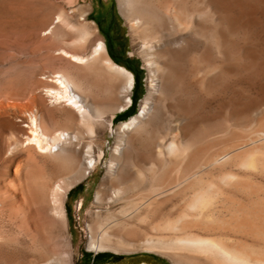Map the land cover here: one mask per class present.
<instances>
[{"label": "bare ground", "instance_id": "6f19581e", "mask_svg": "<svg viewBox=\"0 0 264 264\" xmlns=\"http://www.w3.org/2000/svg\"><path fill=\"white\" fill-rule=\"evenodd\" d=\"M67 1L69 3L70 0ZM118 1L120 6H134L135 4L136 6H141L137 11L145 18V22L147 23L145 29L143 28L145 35L144 43L150 55L147 61L150 82L147 92L142 98L140 110L127 121L123 122L119 130L124 131L125 128H130V131L132 129L140 130L146 125H155L159 121L164 120L166 116H168L167 121L169 126L173 124H180L182 126H174V132L170 135L169 140L166 138L167 141L164 140L165 136H160L157 142L154 141L155 143L148 154H138L139 152L133 155L128 154L130 151L125 152L124 150L132 147L133 136L129 140H125L121 136L119 137L112 151L104 177L110 178L111 187L108 190L104 187L100 188L96 193V199L98 202H106L109 205L110 203H121V206L118 211L108 210V214L100 219L97 227H90L91 243L89 247L94 250L104 248L119 250L120 242L116 244L113 240H121V238L127 235L134 236L135 232L134 229L132 231H127L125 228L124 230H119L116 226L146 221L154 223L155 226H162L165 229L168 228L173 231L177 229L178 236L174 239V245L177 248L180 247L182 249L183 247V250L185 248H188L187 250L189 248L199 250L197 255L196 251H192L195 255L189 254L185 256L184 260L191 264H264V256L258 252L255 246L261 241L260 243H262V247L264 248L263 111L260 113L262 114L260 115L261 119L259 118L260 122H257L259 119L256 121L258 125L255 129L250 134H247V136L240 135V139L244 137L248 138L246 141L244 138V140L242 139L239 142L238 140L229 142L230 139L227 138V143H224L225 139L221 135V128L214 131V133L219 131L220 134L218 133L213 137L207 135L205 137V135L194 133L196 131V124L227 125L228 121L231 120V123L236 125L239 120L238 114L247 115L250 110H253V113L256 114L259 111L256 108L264 104V94L261 96L257 95L258 98L255 101L253 100L252 104L242 109H239L235 105L233 108L230 107L228 109L224 99L226 89L225 78L234 72V69L231 67L232 65H230L231 63H228L229 49L226 44L225 28L228 29L236 25V23L239 24V29L249 28V30L251 26L263 25L264 0ZM53 2V0H0V36L10 37L15 35L17 37L29 38L32 33L34 34V29L39 28L38 26H42L43 28L41 36L58 34L59 26L62 23L67 25L70 22L67 20L68 15L64 13L66 9L64 11V8L59 5V1L57 2L58 5H53L57 7L56 16L50 17L51 19L48 21L49 14L52 12L51 9L54 10L52 6ZM80 8L82 11L85 10L84 7ZM258 10L262 14H258ZM84 13L82 12L81 14L83 15ZM235 14L236 16L239 14V17L237 16L239 20H237V17V19L235 18L236 20H233L232 17ZM90 22L93 23V21ZM43 25L46 27L44 28ZM70 25H67L68 28L65 30L69 29ZM88 32L93 31L90 30L87 24L80 26L75 40L76 43L82 41ZM75 41H73L74 44ZM48 46L50 45L48 44ZM45 49L46 51L48 50L47 48ZM58 51L85 69L96 71V75L101 73V70L104 68L108 70L109 75L111 73L114 74H111L110 77H117L116 80L122 79L123 84L119 85V87L122 93L121 96H123V102L115 106L114 110L123 109L129 104L131 101L130 92L134 86L133 73L125 66L114 62L110 58L106 52L105 42L102 38L97 39L91 49L84 54L71 53L62 48L58 49ZM45 54L44 57L46 56ZM239 54H237L238 57H241L242 53ZM231 55L233 56V54ZM244 55L246 56V61L254 54L245 53ZM246 63L244 64L246 65ZM244 64L243 66L245 67ZM43 76L42 78H45L46 75ZM113 77L109 78V80L113 79ZM48 79L55 82L58 87H45L43 94L52 97L53 99L51 100L55 102L54 104L64 103V105L70 106V116H68L70 119L76 115L81 122L87 123L92 115L98 117L101 113V110L93 101H89L79 92L82 85H79L72 74L61 72V74L57 73ZM176 80L181 84L180 86L177 85L178 87L175 85ZM94 85L96 84L94 83ZM192 95L194 98L191 97ZM188 97L194 100V102L192 101V108L198 109L200 107L201 109L203 107L207 110L206 114L197 115L198 112H196L197 114L194 113L196 115H187L186 111L190 106ZM212 102L214 106H212ZM0 103L2 104L3 101ZM19 105V103L17 105L16 103H10L7 106L11 110L10 114L17 116L18 112L15 110L17 106L20 108ZM24 106L21 104V107L26 110ZM31 110L28 113L30 123L24 124V126L30 125V131L39 135L32 136L33 138H31L36 143H41L39 142L41 141L39 140L40 138L44 139L47 143L46 148H48L49 154L59 157L65 164L75 160L77 150L76 148L71 149L68 146L72 144L73 140H77L76 133H72L68 129H60L53 135L47 134L39 126L42 123H38L36 111ZM192 111L194 112L195 110ZM25 117L27 119V116ZM165 123L163 124L165 125ZM88 124H90V121H88ZM91 125H87V130L91 131ZM32 126L35 128L33 129ZM169 130L170 134L171 130ZM21 131L27 133L25 128H22ZM210 132L208 133L210 134ZM159 134L161 135L162 133ZM231 135V138L239 139L237 133H232ZM151 140L149 143H152ZM28 143L34 144L35 142L31 140ZM53 145L56 147L55 149L52 148ZM87 148L84 155L86 160L83 159V176L96 167L103 153L100 152L96 158H93L90 155V147ZM171 157L174 158L173 165L176 163V168L179 169V166L181 168L177 176L175 177V174L173 176L167 175L168 173L165 174L166 176L157 175L160 165L157 161L166 162ZM126 166L128 170L125 171ZM238 168H242L243 170L240 172ZM158 174H161L160 171ZM252 176L255 182H253L254 180H250ZM68 185H72V183L70 182ZM62 187L60 183H55L50 191L51 211L60 218H64V208L57 194L63 190ZM215 209L220 212L221 216L218 215L220 217L213 222L216 216L212 218ZM250 211H259L261 214H256L253 219L247 216V212ZM20 212H18L19 215L16 217L15 225L17 226L16 230L18 233L16 235L17 241H27L33 244L36 237H34L35 235L29 229L28 215ZM93 231H95V235ZM224 235H228V237L232 235L236 239L234 238L230 241ZM246 236L247 238H251L250 242H247L248 239H244ZM0 239L4 240L3 238ZM257 239L260 240L258 243L253 241ZM165 244L167 245L168 243L165 242ZM203 251L204 254L209 253V255L207 254L208 256L200 258ZM188 252L191 251L189 250ZM199 254L200 256H198ZM50 255L52 254L50 253ZM46 256L45 259L48 258ZM50 259L42 261L38 259L39 261L37 260V262L35 261L32 264H43L44 261L49 262Z\"/></svg>", "mask_w": 264, "mask_h": 264}, {"label": "rangeland", "instance_id": "374dc122", "mask_svg": "<svg viewBox=\"0 0 264 264\" xmlns=\"http://www.w3.org/2000/svg\"><path fill=\"white\" fill-rule=\"evenodd\" d=\"M53 1L54 4L52 6L56 5L59 1L58 3L64 8V11L66 9L67 14L66 12L64 13L68 15L67 20L71 23V25L70 23L67 24L71 26L69 29L65 30L68 26L62 23L59 26L60 28H58V34L53 36H41V32L43 31L42 26H38L41 28L40 30L39 28L34 29V34L32 33L29 38L17 37L15 35H12L13 37L0 36V102L3 101L2 104H4L0 103V238L5 240L4 242V240L0 239V253L2 251L0 254V264H32L35 261L37 262L38 259L42 261L51 257L52 260H48L49 262L44 261L43 264H191L184 260L185 256L189 254L193 255L194 252L192 251H196L197 255L199 250L189 248L191 253L188 252V248H185V250H183V247L182 249L180 247L177 248L174 245V239L178 236L177 229H174L175 231L168 228L165 229L162 226H155L154 223L146 221L116 226L119 230H124L125 228L127 231H132L134 229L135 232L134 236L127 235L121 238V240H113L116 244L120 242L119 250L110 248L94 250L89 247L91 243L90 227H97V223L108 214V210L118 211L121 206V203H110L109 205L106 202H98L96 199V193L100 188L104 187L108 190L111 187L110 178L104 177L112 151L119 137L121 136L125 140H129L133 136L132 147L124 150L125 152L130 151L128 154L133 155L137 152H139L138 154H148L155 143L154 141L157 142L160 136H165L164 140L166 138L169 140L170 135L174 132V126L182 125L170 124L172 126H169L167 121L168 116H166L165 121L161 120L155 125H146L140 130L132 128V131H130V128H125L124 131L119 130L123 122L127 121L140 110L142 98L147 92L150 82V73L147 67L150 55L144 43V29L147 23L145 22V18L137 11L141 6H136V4L134 6H120L118 0H70V4L67 0ZM79 6L84 7L85 10L82 11ZM53 8L54 10L51 9V13L53 14H49L48 21L56 16L57 7L53 6ZM82 12L85 13L82 15ZM257 13L262 14L259 10ZM237 16L239 17V14ZM237 16L235 14L232 17L233 20H236ZM90 21H93V23ZM86 24L93 32H88L89 35L86 34L85 38H83L84 40L86 39L85 41L82 39L83 42L78 41L76 43L75 40L80 26ZM43 27L45 28L46 26L43 25ZM231 27L225 28V37L229 49L228 63H231L230 65H232L231 67L234 69V72L225 78L226 89L224 99L228 109L230 107L233 108L234 105L242 109L248 107L258 96L264 94V23L263 25L251 26L250 30L249 28L239 29L238 23ZM99 38H102L105 42L106 52L110 58L114 62L125 66L133 73L134 86L130 92L131 101L123 109L114 110L115 106L123 102V96H121L122 93L119 87V85L123 84L122 79L116 80L117 77L114 78L112 76L113 79L109 80V78H112L110 77L112 73L109 75L108 70L104 68L101 70V73L97 72L98 74L96 75V71L85 69L58 51V49L62 48L71 53L84 54L91 49L94 42ZM73 41H75V44ZM45 48L48 50L46 51ZM246 50L247 52H245ZM239 52L242 54L240 55ZM245 53L254 54L246 60H249L247 63L245 61ZM44 54L46 55L45 57ZM237 54L241 57H238ZM61 72L72 74L79 85H82L79 92L89 101H93L101 110L102 114L100 113L98 117L96 115L90 117L88 120L90 124H88V121L87 123L81 122L76 115L70 119L68 117L70 116V106L68 107L64 103L54 104L55 102L51 100L53 99L52 97L43 94L45 87H58L55 82L48 78H52V75H56L57 73L61 74ZM85 73L86 75H84ZM43 75H46L45 78H42L44 77ZM111 82L113 83L111 84ZM175 83L176 87L181 85L177 80ZM111 85L113 87L116 86L115 88L117 89L111 88ZM108 87H110L109 89H114L110 90V95ZM103 89L105 90L103 91ZM114 94L115 96H113ZM193 98L188 97L190 106L186 111L187 115H196V112H198L197 115L206 114L207 110L203 107L201 109L200 107L198 109L192 108ZM9 102L16 103V105L20 104V108L17 106L15 110L18 112L17 116L10 114L11 110L7 107L10 104ZM21 104L25 105L26 110L21 107ZM213 104L212 102V106H214ZM190 107L191 110L195 111L191 112ZM30 110L36 111L38 123H42L39 126L47 134L53 135L60 129H68L72 133H76L77 140H73L72 144L68 146L71 149L76 148L77 156L75 160L65 164L59 157L49 154L48 148H46L47 143L44 139H39L41 143H36L32 139L34 136L39 135L30 131V125L24 126V124L30 123L28 118ZM256 110L258 111L257 113L254 110L256 114L253 113V110L248 111V114L251 112L250 115L238 114L239 120L236 125L231 123V120L228 121L229 125L227 122V125L221 124L223 126L219 124H196V131L194 133L205 135V137L206 135L213 137L218 133L220 134L219 131L215 132L216 134L214 131L221 128V135L225 139L224 143H227V138L230 139L229 142L232 140H238L239 142L242 139L244 140V138L246 141L248 138L244 137L240 139V135L247 136V134H250L255 129L258 125L257 122H260L261 111L264 113V104H261ZM168 113L170 112L168 111ZM25 116H27V119ZM85 124L91 125V131L87 130L88 126ZM110 126L112 127L111 130ZM22 128H25L27 133L22 132ZM32 128L34 129L35 127L32 126ZM206 128L208 129L206 130ZM169 129L171 130L170 134L168 132ZM158 132L162 134L160 135ZM232 133H237L239 139L231 138ZM252 134L254 135V133ZM31 140L35 143H28ZM150 140L152 143H149ZM87 147H90V155L93 158H96L100 152L103 153L101 154L100 161L97 163L98 166L96 165L93 170L83 176V159L86 160L84 155L85 149H88ZM52 148L55 149L56 147L53 145ZM173 159L171 157L166 162L157 161L160 163L158 173L159 171L161 173H157V175L166 176L165 174L168 173L167 175L173 176L175 174L174 176L176 177L181 168L179 165V169L176 168V163L173 165ZM70 164L71 166H69ZM71 169L72 171H70ZM124 170H128V167L126 166ZM172 170L174 171L172 172ZM242 170V168H238V171L241 172ZM250 178L251 181L254 180L253 176ZM70 182L72 185H68ZM55 183H60L63 186V190L57 196L64 208V218L58 217L51 211L50 191ZM16 211L28 215L29 229L35 235L34 237H36L33 244L27 241H17L16 235L18 233L16 230L17 226L15 225L16 217L19 213H16ZM247 213L246 215L253 219L256 214H261L259 211ZM213 214L212 218L216 216L214 221L211 220L215 222L221 214L216 209L213 211ZM94 232L93 234L95 235ZM224 237L227 238L228 235H224ZM234 238V236L230 235L227 239L232 241ZM249 238L246 236L244 239H248L247 242H250L251 238ZM253 241L258 243L260 240ZM155 242L158 243L156 244ZM165 242L168 244L166 245ZM260 242L258 244L255 243V246L258 252L264 256V248ZM259 244L260 246H258ZM202 253L200 258L209 255V253L204 254V251ZM44 255H47L46 257L48 258L45 259ZM180 255H184V257L182 258Z\"/></svg>", "mask_w": 264, "mask_h": 264}]
</instances>
